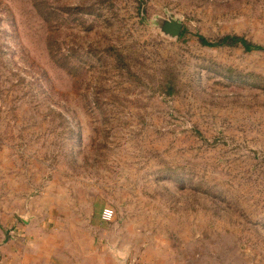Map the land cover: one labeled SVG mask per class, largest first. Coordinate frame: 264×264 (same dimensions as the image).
Returning a JSON list of instances; mask_svg holds the SVG:
<instances>
[{"label":"rangeland","instance_id":"obj_1","mask_svg":"<svg viewBox=\"0 0 264 264\" xmlns=\"http://www.w3.org/2000/svg\"><path fill=\"white\" fill-rule=\"evenodd\" d=\"M49 239L264 264V0H0V259Z\"/></svg>","mask_w":264,"mask_h":264},{"label":"crops","instance_id":"obj_2","mask_svg":"<svg viewBox=\"0 0 264 264\" xmlns=\"http://www.w3.org/2000/svg\"><path fill=\"white\" fill-rule=\"evenodd\" d=\"M93 242L94 240L85 246L86 250L83 249L81 242L77 243L79 248L74 246L72 250L68 248L70 243L64 239H49L44 241L42 249L4 255L0 259V264H116L114 258L109 255L105 258L100 254L98 246H94ZM110 247H114L113 241L110 242ZM132 249L133 251L129 252L130 257L123 264H162L161 258L153 256L150 249L141 253H136L135 246Z\"/></svg>","mask_w":264,"mask_h":264},{"label":"trees","instance_id":"obj_3","mask_svg":"<svg viewBox=\"0 0 264 264\" xmlns=\"http://www.w3.org/2000/svg\"><path fill=\"white\" fill-rule=\"evenodd\" d=\"M200 40L202 43L208 45V46H219L222 44H232L235 42H239L246 50H255V49H262V47L255 45V44H251L246 42L244 39L237 37V36H224L216 41H208L202 37H200Z\"/></svg>","mask_w":264,"mask_h":264},{"label":"water","instance_id":"obj_4","mask_svg":"<svg viewBox=\"0 0 264 264\" xmlns=\"http://www.w3.org/2000/svg\"><path fill=\"white\" fill-rule=\"evenodd\" d=\"M161 29L171 37H176L181 32L182 24L177 20L170 19L161 23Z\"/></svg>","mask_w":264,"mask_h":264},{"label":"built area","instance_id":"obj_5","mask_svg":"<svg viewBox=\"0 0 264 264\" xmlns=\"http://www.w3.org/2000/svg\"><path fill=\"white\" fill-rule=\"evenodd\" d=\"M113 210L110 207H105L102 210L101 218L103 221H110L113 218Z\"/></svg>","mask_w":264,"mask_h":264}]
</instances>
